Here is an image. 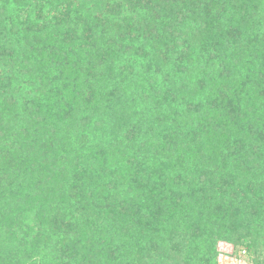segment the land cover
<instances>
[{"label":"trees","instance_id":"obj_1","mask_svg":"<svg viewBox=\"0 0 264 264\" xmlns=\"http://www.w3.org/2000/svg\"><path fill=\"white\" fill-rule=\"evenodd\" d=\"M264 264V0H0V264Z\"/></svg>","mask_w":264,"mask_h":264},{"label":"rangeland","instance_id":"obj_2","mask_svg":"<svg viewBox=\"0 0 264 264\" xmlns=\"http://www.w3.org/2000/svg\"><path fill=\"white\" fill-rule=\"evenodd\" d=\"M219 256L217 257L218 264H251V259L247 253L242 250L235 252L232 246L226 243L217 245Z\"/></svg>","mask_w":264,"mask_h":264}]
</instances>
